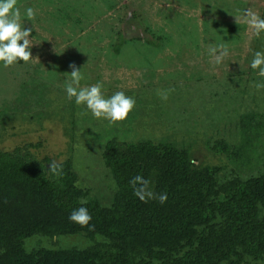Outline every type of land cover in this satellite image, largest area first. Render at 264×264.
Returning a JSON list of instances; mask_svg holds the SVG:
<instances>
[{
  "label": "rangeland",
  "instance_id": "obj_1",
  "mask_svg": "<svg viewBox=\"0 0 264 264\" xmlns=\"http://www.w3.org/2000/svg\"><path fill=\"white\" fill-rule=\"evenodd\" d=\"M19 7L23 27L32 29V60L0 63V149L40 142L35 154L68 161L78 201L102 207L117 192L103 159L112 138L187 151L191 163L209 170L202 185L218 201L235 181L264 176V88L254 86L264 77L250 67L255 52L264 51V33L257 37L243 22L248 9L264 18V0H19ZM28 7L36 10L33 21L23 17ZM210 44L229 50L218 65ZM71 64L82 70V87L99 82L106 98L118 91L134 98L127 119L112 124L69 100ZM157 90H171L168 99ZM259 222L264 241V206ZM110 245L82 233L23 241L27 253L99 246L101 262ZM245 255L243 264H264V245Z\"/></svg>",
  "mask_w": 264,
  "mask_h": 264
},
{
  "label": "trees",
  "instance_id": "obj_2",
  "mask_svg": "<svg viewBox=\"0 0 264 264\" xmlns=\"http://www.w3.org/2000/svg\"><path fill=\"white\" fill-rule=\"evenodd\" d=\"M41 147L25 142L0 149V264H137L131 253L149 258L142 264H243L245 254L264 245L259 222L264 176L235 181L227 198L218 201L202 185L209 170L191 163L187 151L112 138L103 159L117 192L113 204L102 207L81 204L68 161L35 154ZM52 161L60 164L58 176L48 172ZM137 175L150 179L157 195L166 192L167 201L136 197L129 181ZM80 207L91 215L89 227L69 220ZM80 233L111 242L105 261L98 259L99 246L80 253H27L23 247L24 239L36 234Z\"/></svg>",
  "mask_w": 264,
  "mask_h": 264
},
{
  "label": "clouds",
  "instance_id": "obj_3",
  "mask_svg": "<svg viewBox=\"0 0 264 264\" xmlns=\"http://www.w3.org/2000/svg\"><path fill=\"white\" fill-rule=\"evenodd\" d=\"M36 10L28 7L24 10L23 17L27 20H35ZM19 0H0V63L8 68L22 61L28 63L32 60L31 46L32 40L29 39L32 33L31 28H24ZM239 23L240 19L237 18ZM243 22L253 31L254 35L259 37L264 33V18H261L255 11L248 9L243 13ZM22 42V43H21ZM208 54L212 58L211 62L220 64L228 55L229 50L226 44L214 45L208 47ZM70 74H65L68 79L65 81V91L69 100L74 98L77 105L86 106L94 118L106 119L110 123L122 122L127 119L129 113L134 109L136 101L134 98L125 95L123 91L115 92L110 97H105L102 83L97 82L90 86H81L84 79L82 70L75 64L69 66ZM250 67L258 70V75L264 77V51H256L251 61ZM257 89L264 88V83L254 85ZM171 91V90H169ZM169 91L157 90L158 96L162 100H167ZM53 175H60L62 169L56 161L50 162V170ZM129 183L133 186V194L142 202L150 199H156L163 204L167 201V193L157 195L152 190L150 179L140 175L132 178ZM86 201H81V204ZM69 220L81 227H89L91 215L86 207L74 209Z\"/></svg>",
  "mask_w": 264,
  "mask_h": 264
}]
</instances>
